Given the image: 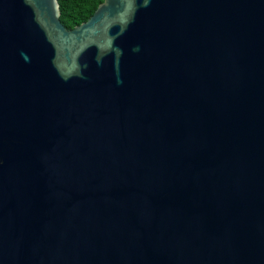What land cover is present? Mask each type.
I'll list each match as a JSON object with an SVG mask.
<instances>
[{
    "label": "water",
    "instance_id": "95a60500",
    "mask_svg": "<svg viewBox=\"0 0 264 264\" xmlns=\"http://www.w3.org/2000/svg\"><path fill=\"white\" fill-rule=\"evenodd\" d=\"M0 0V264H264V0Z\"/></svg>",
    "mask_w": 264,
    "mask_h": 264
},
{
    "label": "trees",
    "instance_id": "16d2710c",
    "mask_svg": "<svg viewBox=\"0 0 264 264\" xmlns=\"http://www.w3.org/2000/svg\"><path fill=\"white\" fill-rule=\"evenodd\" d=\"M102 0H58L60 22L68 29L86 21Z\"/></svg>",
    "mask_w": 264,
    "mask_h": 264
}]
</instances>
